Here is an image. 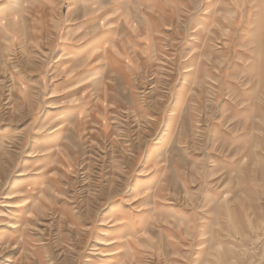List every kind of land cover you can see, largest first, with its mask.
Returning <instances> with one entry per match:
<instances>
[{"label":"rangeland","instance_id":"374dc122","mask_svg":"<svg viewBox=\"0 0 264 264\" xmlns=\"http://www.w3.org/2000/svg\"><path fill=\"white\" fill-rule=\"evenodd\" d=\"M0 264H264V0H0Z\"/></svg>","mask_w":264,"mask_h":264}]
</instances>
